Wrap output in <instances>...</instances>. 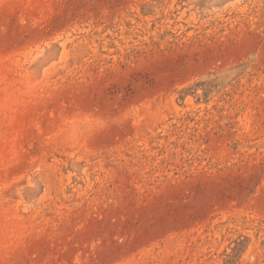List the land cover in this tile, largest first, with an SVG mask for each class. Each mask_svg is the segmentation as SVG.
Here are the masks:
<instances>
[{
	"label": "rangeland",
	"instance_id": "1",
	"mask_svg": "<svg viewBox=\"0 0 264 264\" xmlns=\"http://www.w3.org/2000/svg\"><path fill=\"white\" fill-rule=\"evenodd\" d=\"M0 264H264V0H0Z\"/></svg>",
	"mask_w": 264,
	"mask_h": 264
}]
</instances>
